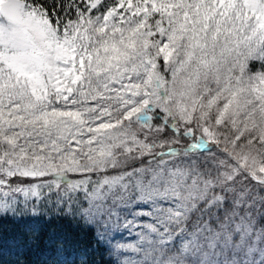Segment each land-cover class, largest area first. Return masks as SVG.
<instances>
[{
  "label": "snow or ice",
  "instance_id": "snow-or-ice-1",
  "mask_svg": "<svg viewBox=\"0 0 264 264\" xmlns=\"http://www.w3.org/2000/svg\"><path fill=\"white\" fill-rule=\"evenodd\" d=\"M53 219L56 264H264V0H0L3 264Z\"/></svg>",
  "mask_w": 264,
  "mask_h": 264
},
{
  "label": "trees",
  "instance_id": "trees-1",
  "mask_svg": "<svg viewBox=\"0 0 264 264\" xmlns=\"http://www.w3.org/2000/svg\"><path fill=\"white\" fill-rule=\"evenodd\" d=\"M14 227L10 221H4L0 224V237L5 234H10ZM55 240L53 246L50 241ZM67 241L63 244L65 253H58L55 249L61 245L62 241ZM88 246V237L83 233H79L76 226L65 220H51L50 222H42L40 235L33 245V251L25 258L30 264H56L61 259H77V253L82 254V250ZM68 250H71V255H68ZM100 259L99 255L95 257ZM15 259L11 254H5L0 257V264L3 261H11Z\"/></svg>",
  "mask_w": 264,
  "mask_h": 264
}]
</instances>
